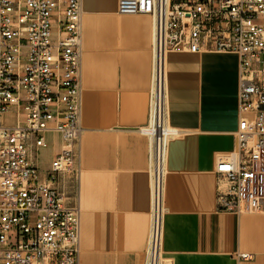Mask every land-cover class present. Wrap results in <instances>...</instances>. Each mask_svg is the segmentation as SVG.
I'll use <instances>...</instances> for the list:
<instances>
[{
    "label": "built area",
    "instance_id": "2783aa9c",
    "mask_svg": "<svg viewBox=\"0 0 264 264\" xmlns=\"http://www.w3.org/2000/svg\"><path fill=\"white\" fill-rule=\"evenodd\" d=\"M117 12L153 22L149 120L139 134L151 180L145 264H161L165 160L178 134L167 123V52L237 56L236 146L215 167L226 184L217 203L226 213L264 212V0H118ZM81 20L82 0H0V264H79L80 211L59 182L69 178L77 198ZM55 134L60 152L41 172L35 152Z\"/></svg>",
    "mask_w": 264,
    "mask_h": 264
},
{
    "label": "crops",
    "instance_id": "0c3cea01",
    "mask_svg": "<svg viewBox=\"0 0 264 264\" xmlns=\"http://www.w3.org/2000/svg\"><path fill=\"white\" fill-rule=\"evenodd\" d=\"M118 0H82L79 264H145L151 210L148 140L152 29L149 16L120 15ZM162 264H264V212H222L217 163L235 150L236 55L169 51ZM9 117H11L9 115ZM42 172V171H41ZM248 254L251 260L240 259Z\"/></svg>",
    "mask_w": 264,
    "mask_h": 264
},
{
    "label": "rangeland",
    "instance_id": "374dc122",
    "mask_svg": "<svg viewBox=\"0 0 264 264\" xmlns=\"http://www.w3.org/2000/svg\"><path fill=\"white\" fill-rule=\"evenodd\" d=\"M56 30H53V39L56 36ZM47 148H41L35 152L37 167L40 171L49 169L50 164L55 156H57L61 149V138L58 134L47 135Z\"/></svg>",
    "mask_w": 264,
    "mask_h": 264
},
{
    "label": "bare ground",
    "instance_id": "6f19581e",
    "mask_svg": "<svg viewBox=\"0 0 264 264\" xmlns=\"http://www.w3.org/2000/svg\"><path fill=\"white\" fill-rule=\"evenodd\" d=\"M161 264H162V261H161Z\"/></svg>",
    "mask_w": 264,
    "mask_h": 264
}]
</instances>
